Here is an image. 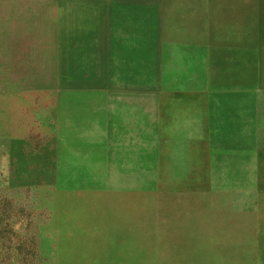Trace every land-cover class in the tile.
Segmentation results:
<instances>
[{
  "label": "rangeland",
  "instance_id": "obj_1",
  "mask_svg": "<svg viewBox=\"0 0 264 264\" xmlns=\"http://www.w3.org/2000/svg\"><path fill=\"white\" fill-rule=\"evenodd\" d=\"M0 264H264V0H0Z\"/></svg>",
  "mask_w": 264,
  "mask_h": 264
},
{
  "label": "crops",
  "instance_id": "obj_2",
  "mask_svg": "<svg viewBox=\"0 0 264 264\" xmlns=\"http://www.w3.org/2000/svg\"><path fill=\"white\" fill-rule=\"evenodd\" d=\"M165 198V197H164ZM169 198V197H166ZM164 202H171L173 200H163ZM181 202L182 200H176ZM181 208L180 205H164V211L168 210V212H172L171 208ZM176 213L180 214V210L176 209ZM186 223L182 220V217H179L177 220H173L170 216L167 219L157 218L155 220L149 221V232L154 234L155 239L159 244H164L163 248H169L167 244L169 243H177L184 241L183 236L185 234ZM173 235L174 238H171ZM160 248V246H159ZM174 248H179L174 247Z\"/></svg>",
  "mask_w": 264,
  "mask_h": 264
},
{
  "label": "bare ground",
  "instance_id": "obj_3",
  "mask_svg": "<svg viewBox=\"0 0 264 264\" xmlns=\"http://www.w3.org/2000/svg\"><path fill=\"white\" fill-rule=\"evenodd\" d=\"M223 49H224V48H223ZM207 58H208V57H207ZM219 64H220V63H219ZM230 70H231V69H230ZM233 96H234V95H233ZM233 96H232V97H233ZM236 97H237V96H236ZM235 100H236V99H235ZM238 102H239V100H238ZM229 113H230V112H229ZM92 225H93V224H92Z\"/></svg>",
  "mask_w": 264,
  "mask_h": 264
}]
</instances>
